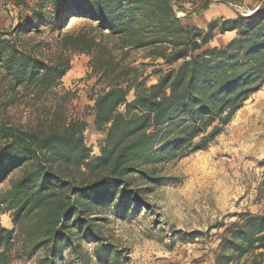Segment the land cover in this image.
I'll return each mask as SVG.
<instances>
[{
  "label": "trees",
  "instance_id": "trees-1",
  "mask_svg": "<svg viewBox=\"0 0 264 264\" xmlns=\"http://www.w3.org/2000/svg\"><path fill=\"white\" fill-rule=\"evenodd\" d=\"M176 1L35 0L30 19L0 30V215L13 223L0 224V264H56L67 251L79 264L117 260L103 215L114 206L149 209L152 186L166 180L162 167L215 143L264 85V3L197 27L181 22ZM45 24L53 43L23 40ZM225 34V43L204 48ZM75 54L87 57L99 85L90 100L105 139L95 155L87 121L70 111L74 92L62 86ZM15 99L30 122L11 121ZM235 216L215 264H264V214ZM90 238L93 257L82 248Z\"/></svg>",
  "mask_w": 264,
  "mask_h": 264
},
{
  "label": "rangeland",
  "instance_id": "rangeland-1",
  "mask_svg": "<svg viewBox=\"0 0 264 264\" xmlns=\"http://www.w3.org/2000/svg\"><path fill=\"white\" fill-rule=\"evenodd\" d=\"M0 0V30L11 31L21 20L31 18L35 0ZM204 2H207L203 6ZM264 0H180L175 11L181 22L204 27L216 17L234 18L249 14ZM27 4V6H26ZM44 19L49 23L48 15ZM36 24V21L33 23ZM78 25V24H77ZM76 25V26H77ZM28 43L46 40L53 43L55 33L49 24L38 33L21 35ZM231 36L218 35L204 46L222 45ZM137 61L140 55L133 53ZM71 70L62 86L74 92L70 111L85 121L91 119L93 94L99 89L90 77L85 56L71 57ZM153 66L148 65L150 71ZM155 80L150 78V82ZM12 122H30L31 111L15 99L8 106ZM95 128H87L84 139L91 155L98 154L104 140ZM264 85L247 100L226 124L211 146L201 152L166 163L161 175L166 180L152 186L147 196L149 209L127 210L111 207L99 226L106 241L121 250L117 260L109 264H215L220 237L225 225L236 221V213L264 214ZM9 180L1 186L7 188ZM0 224L13 229L8 214L0 215ZM193 235V236H192ZM84 251L93 257V239L82 242ZM35 258L13 264H33ZM56 264H79L71 251Z\"/></svg>",
  "mask_w": 264,
  "mask_h": 264
},
{
  "label": "crops",
  "instance_id": "crops-1",
  "mask_svg": "<svg viewBox=\"0 0 264 264\" xmlns=\"http://www.w3.org/2000/svg\"><path fill=\"white\" fill-rule=\"evenodd\" d=\"M228 35H230V36H232L231 34H228ZM80 56H85L84 54H80ZM86 57V56H85ZM86 59H87V57H86ZM71 70V69H70ZM69 70V71H70ZM68 71V72H69ZM67 72V73H68ZM67 73L62 77V84H64L65 85V83H63V79H64V77L67 75ZM87 121V128H90V126H92V128H95V126H94V121H93V114L91 115V119L90 120H86ZM86 128V129H87ZM96 132H98V133H100L101 135L103 134L104 136H103V138L105 137V133H103V132H101V131H97L96 130ZM105 139V138H104ZM104 141V140H103ZM103 141H102V143H103ZM101 143V144H102Z\"/></svg>",
  "mask_w": 264,
  "mask_h": 264
},
{
  "label": "bare ground",
  "instance_id": "bare-ground-1",
  "mask_svg": "<svg viewBox=\"0 0 264 264\" xmlns=\"http://www.w3.org/2000/svg\"><path fill=\"white\" fill-rule=\"evenodd\" d=\"M92 128V126H90V129Z\"/></svg>",
  "mask_w": 264,
  "mask_h": 264
}]
</instances>
